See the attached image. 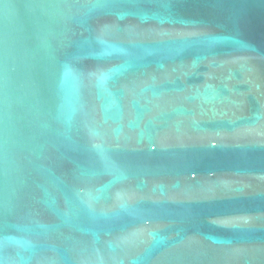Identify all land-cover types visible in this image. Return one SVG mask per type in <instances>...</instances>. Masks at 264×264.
<instances>
[{
    "label": "water",
    "instance_id": "obj_1",
    "mask_svg": "<svg viewBox=\"0 0 264 264\" xmlns=\"http://www.w3.org/2000/svg\"><path fill=\"white\" fill-rule=\"evenodd\" d=\"M0 264H264V0H0Z\"/></svg>",
    "mask_w": 264,
    "mask_h": 264
}]
</instances>
